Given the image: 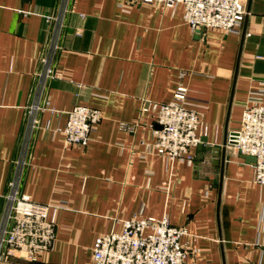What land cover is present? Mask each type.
I'll use <instances>...</instances> for the list:
<instances>
[{"label":"crops","instance_id":"obj_1","mask_svg":"<svg viewBox=\"0 0 264 264\" xmlns=\"http://www.w3.org/2000/svg\"><path fill=\"white\" fill-rule=\"evenodd\" d=\"M246 1L240 33H194L182 3L0 0V215L35 104L20 189L58 206L53 248L12 263L94 264L99 236L132 217L168 215L186 228L185 264H264V184L235 147L222 160L226 135L264 87V0ZM56 42L58 77L38 94L42 57ZM180 85L205 110L199 134L208 141L192 147L194 165L158 154L154 120L142 112L145 99L170 101ZM79 104L102 119L87 146L66 147L68 111Z\"/></svg>","mask_w":264,"mask_h":264},{"label":"built area","instance_id":"obj_2","mask_svg":"<svg viewBox=\"0 0 264 264\" xmlns=\"http://www.w3.org/2000/svg\"><path fill=\"white\" fill-rule=\"evenodd\" d=\"M141 3H161L171 8L184 4V18L194 33L210 28L240 33L248 15L246 0H136ZM58 44L53 43L42 57L38 76V94L42 93L48 79L58 77L52 67V58ZM189 89L178 86L172 100L157 102L145 99L142 112L152 116L156 136L154 146L167 162L195 164L191 149L201 142L199 131L203 126L205 110L192 106ZM196 105V104H194ZM204 106V105H202ZM205 107V106H204ZM30 108L27 130L24 135L23 156L9 181L5 195L6 204L0 215V261L34 263L51 250L56 240V221L50 209L57 205L34 201L20 189L23 167L31 132L38 126L35 111ZM102 119L100 109L75 105L68 111V121L63 130L65 146H87L91 133ZM230 147L241 154L254 156L255 181L264 184V87L253 91L245 103L239 129L228 134ZM230 141H235L230 144ZM122 231H112L99 236L94 244V264H185L190 249L182 241L186 228L173 225L168 215L132 217L124 221ZM264 250V237L260 243Z\"/></svg>","mask_w":264,"mask_h":264},{"label":"water","instance_id":"obj_3","mask_svg":"<svg viewBox=\"0 0 264 264\" xmlns=\"http://www.w3.org/2000/svg\"><path fill=\"white\" fill-rule=\"evenodd\" d=\"M250 11V4L248 5V13ZM229 134V133H228ZM228 134L225 137V140L223 142V146H222V160L225 161L226 160V153H227V148L229 146V141H228ZM208 141L207 137H202L201 138V142L199 143V149L202 151L203 149V144L205 142ZM235 141H230V144H234ZM202 156V153L199 154V157ZM243 157H245L246 159L250 160V161H255L256 158L254 156H250V155H242ZM0 264H18V263H11V262H1Z\"/></svg>","mask_w":264,"mask_h":264}]
</instances>
